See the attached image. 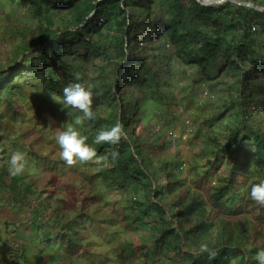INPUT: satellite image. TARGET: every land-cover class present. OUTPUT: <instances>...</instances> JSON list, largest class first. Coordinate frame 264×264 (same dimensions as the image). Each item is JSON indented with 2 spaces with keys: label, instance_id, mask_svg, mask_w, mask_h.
<instances>
[{
  "label": "trees",
  "instance_id": "trees-1",
  "mask_svg": "<svg viewBox=\"0 0 264 264\" xmlns=\"http://www.w3.org/2000/svg\"><path fill=\"white\" fill-rule=\"evenodd\" d=\"M7 1L16 7L27 6L37 22L36 26L17 27L14 30V35L20 39L14 44L11 55L14 60L6 65L0 60V99L11 112V118L16 119L19 115L21 103L18 98L27 92L18 80L19 75L32 72V77L38 80L34 82V88L39 85L48 95L54 93L60 96L62 89L74 80L75 74L85 80L83 69L88 62L100 66L101 77L105 63L100 58H114L118 73L110 84L103 85V88H107L105 93L95 95L94 100L104 101L108 108L103 119L105 128L120 122L127 133L126 139L118 145H105L109 147L106 156L113 150L119 153L114 161L110 156L108 158L112 164V179L121 172L143 185L144 200L136 199V203L143 210L145 201H148L149 213L144 210L140 212L153 219L152 223L146 224L151 231L159 233V236H150L155 241V251L160 250L162 256L152 264H164L170 259L172 251L180 256L184 246L187 247L185 255L198 256V246L202 242H207L216 251V257L209 260L205 254L204 258L195 257L191 264H225V260L217 256L231 254L237 257L240 253L241 264H257L256 252L264 247L259 242V239L264 242V206L251 199L250 190L254 184L264 182V10L231 0L209 5L201 0ZM243 1L264 6V0ZM75 40L84 51L71 58L67 51H70ZM59 48L62 51H58ZM43 54L46 56L44 60ZM175 63L177 69L174 68ZM195 71L200 75L193 79V83H203L209 93L218 87L228 89L230 106H219L215 114L218 115L219 124L216 130L207 132L214 145L206 148V162L209 167L207 171H210L219 158L218 149L223 144L218 143L217 139L222 136L226 140L225 145L230 148L225 160L229 167L224 176H218L217 180L207 185V197L213 203L212 207L201 191H205L207 171L197 176L194 182L197 188L192 190L187 186L183 196L178 194L176 202L170 207L176 226L169 227L166 219L159 218L167 215L160 203L165 191L155 178L159 173V161L140 150L138 153L134 150L136 144L144 141L136 132L137 117L141 111V102L136 94H141V101L151 99L155 104L170 107L176 103V84L193 77ZM103 75L109 77L104 72ZM42 100L40 97L34 100L39 107L38 113L42 110L41 103H45ZM70 110L78 113L75 109ZM229 110L233 118L227 115ZM0 116L4 117L2 112ZM53 118L50 111V130L54 128ZM3 124L7 126V120ZM6 133L7 129L0 127V142ZM241 144L245 148L242 149ZM33 152L37 153V148ZM5 154L6 150L0 149V164L4 173L10 175L4 167ZM41 157L47 159L42 154ZM167 168L170 167L166 163L164 169ZM2 180L0 172V182ZM167 183L175 189L180 181L169 180ZM13 184L18 187L17 181ZM241 188L249 190L247 196L236 195L240 201L238 206L233 205L230 203L233 192L238 193ZM230 191L231 196L228 195ZM95 196L92 192L79 194L77 215L84 213L83 218L76 217L63 225L58 223L60 228L54 238H50L47 232L41 237L49 248L54 241L63 243L64 250L58 251L61 253L59 257L69 264L78 263L72 255L78 254L81 247L91 254L85 245L87 227L84 219L89 217L88 202ZM51 199L48 196L39 204L40 208L51 209ZM232 206L234 210H229ZM245 206L255 212L257 222H250L247 215L237 216ZM62 209L59 205L54 211L60 214ZM216 209H222L229 215L216 212ZM65 212L67 210L64 209ZM138 215L135 214L136 219H139ZM121 248L116 264L125 263L131 256L139 258V253L144 255L147 252L148 245L143 243L135 250V243H123ZM126 250L129 252L126 253ZM248 253L253 254L254 259H248ZM180 261L190 264L185 258Z\"/></svg>",
  "mask_w": 264,
  "mask_h": 264
},
{
  "label": "rangeland",
  "instance_id": "rangeland-1",
  "mask_svg": "<svg viewBox=\"0 0 264 264\" xmlns=\"http://www.w3.org/2000/svg\"><path fill=\"white\" fill-rule=\"evenodd\" d=\"M36 25L37 22L27 6L16 7L7 0H0V60L3 65L10 64L14 60L11 59L14 44L20 40L14 35V30L17 27ZM256 30H258V27ZM72 31L74 32V30ZM77 44L75 40L70 51H67L68 56H71V58L84 51L82 46ZM57 49L54 48V50ZM58 51H62V48H59ZM45 58L46 56L43 54V60ZM100 60L105 63L101 77L99 76L100 66L94 62H88L87 67L83 69L84 82L90 85L92 89L97 90L96 95L105 93L107 88H103V85L110 84L111 79L118 73L114 58L106 59L102 57ZM13 64H16V62ZM174 68L177 69V63L174 64ZM103 72L109 77H105ZM199 75L200 73L195 71L193 77L179 81L176 84V103L170 105V107L166 104H155L151 99L141 101V94H136L141 102V111L136 122V132L144 141L136 144L134 150L135 153L140 150L144 155L159 161V173L155 178L158 185H163L165 197L160 203L167 211L166 216H159V218L166 219L165 222L168 223L169 227L176 226V221L171 218L170 207L176 202L177 195L183 196L187 186L192 190L197 188L194 183L197 176L203 174L209 168L206 162V148L207 146L211 148L214 142L208 138L207 132L216 130L219 124L218 115H215L217 109L222 104L230 106L228 89L218 87L216 91L209 93L208 88L203 83L196 85L193 83V79L198 78ZM18 80L23 83L27 92L18 98L21 108L16 119L11 118V112L6 109L3 99H0V112L4 116H0V127L4 130L7 129V133L3 136L4 140L0 142V149L6 150V166L4 167L7 170L10 157L16 151L25 154L26 165L22 174L12 176L5 174L3 166L0 164V172L3 175V180L0 182V203H6L7 207H10V204L11 207H16L21 211L24 210V215L21 218L22 221L12 229L15 232V239L13 237L9 240L0 238L2 242L0 253L3 254L0 257V264H69L68 261L61 259V253H58V251L64 250L63 243L54 241L49 248L46 243L41 241V237L43 233L47 232L48 235L50 234V238H54L60 228L58 223L63 225L76 217L83 218L84 213L79 212L77 215L79 194L85 195L87 192L96 194L88 202L89 217L84 219L87 227L85 245L91 251V254H88L84 247H81L78 254L73 253L72 255L73 259L78 262L76 264H116L118 258H120L119 253L122 251L121 245L123 243H135V250L139 246L142 247L143 243L148 245V250L144 255L139 253V258L131 256L123 264H142V262H144L143 264H152L155 260L161 258L160 250L159 252L155 251V241L150 236L152 234L159 236V233L156 230L151 231L146 224V222L152 223L153 219L147 217L146 213H141L142 209L140 210L136 203V199L144 200V188L141 182L127 178L121 172L117 174L116 178L112 179V164L109 161L107 167L91 162L78 163L73 167L67 166L59 158L60 148L55 141V135L58 130L64 128L66 123L72 122V118L67 115L68 110L65 109L61 113L62 106L53 102L51 95L44 92L39 85H35L34 88L33 84L38 80L34 76L32 77V72H29L28 75H19ZM37 97L43 98L42 101L45 102L41 103L42 110L39 113V107L34 102ZM93 110L96 119L86 121L78 130L88 137V143L96 149L99 156L103 157L106 156L109 147L105 146L106 144H94L93 140L98 130L105 128L103 119L106 118L108 108L104 101L96 102L94 100ZM50 111L54 115L52 119L53 130H50L48 126ZM69 111L71 110L69 109ZM73 114L74 116L81 115L80 113ZM228 114L231 118L234 117L231 110ZM6 120L7 126L3 124ZM147 125L150 126L147 127ZM171 131L177 133L175 140L169 137ZM217 142L223 144V146L218 149L219 158L215 160V164H213L210 171H207L209 174H207L208 179L205 182V191L201 190L209 204L211 203L207 197V185L211 181L217 180L218 176H224L229 167L225 160L230 154V148L225 145L226 140L222 136L218 137ZM239 146L242 149L245 148L244 144ZM34 148H37V153L33 152ZM41 154L46 156L47 159L41 157ZM166 163L170 168L164 169ZM167 178L172 181L179 180L180 184L173 189L170 186L171 184L167 183L169 181H166ZM15 181H17L18 187H14L13 182ZM6 186L8 189L5 188ZM248 191V189L241 188L240 192H233V201L230 203H233V205L235 203L238 206L240 200L237 196L245 198ZM231 192L228 195L231 196ZM48 196L52 198V208L42 210L39 204L43 203ZM145 202L143 210L149 213L148 201ZM59 205L67 212L64 213V209H62L60 214H56L54 210ZM146 205H148L147 209ZM212 205L213 203L211 207ZM229 210H234V207L232 206V209ZM216 212L229 215L223 212L222 209H216ZM134 213L139 214L141 217L138 215L139 219H136ZM240 215H247L250 222H257L258 220L254 217L255 212L247 206L237 214V216ZM153 218L158 220L157 217ZM6 238L8 237L6 236ZM6 241L13 242L6 244ZM33 241L34 245L30 246L28 250V246ZM259 242L264 244L261 239H259ZM44 247L47 248L43 251ZM186 249L187 247L184 246L180 256L173 254L174 251H172L169 255L170 259L165 258L167 260L164 264H182L183 260L180 261L181 258H185L186 262L191 264L195 257H205V254L198 256L185 255ZM22 250L26 253L25 258L20 261L7 260L4 257L6 251L9 254L17 255ZM127 252L129 250H126ZM152 256L154 257L152 258ZM247 257L248 259H254L251 253H248ZM10 258H14L13 255H10ZM217 258L224 259L225 264H241L242 253L237 254V257L227 254L219 255Z\"/></svg>",
  "mask_w": 264,
  "mask_h": 264
},
{
  "label": "clouds",
  "instance_id": "clouds-1",
  "mask_svg": "<svg viewBox=\"0 0 264 264\" xmlns=\"http://www.w3.org/2000/svg\"><path fill=\"white\" fill-rule=\"evenodd\" d=\"M96 93L90 85L82 80L79 74H75L74 80L62 89V95L51 94L53 102L62 106L61 110L67 109V115L72 118L71 123H66L62 130H58L55 141L58 144L59 158L69 167L76 166L78 163H95L97 165L108 166V158L116 160L119 153L111 151L108 156H99L96 149L88 143V137L83 135L78 129L86 121L96 119L93 110L94 97ZM69 109H75L81 115H75ZM127 133L123 124L116 122L108 128H101L94 137V144L118 145L126 139ZM26 165V156L20 151L13 152L8 165L9 174L12 176L23 173ZM251 199L260 206H264V182L254 184L251 188ZM198 255L207 254L208 259L216 257V251L209 247L207 242H202L198 246ZM257 264H264V248L258 250L255 255Z\"/></svg>",
  "mask_w": 264,
  "mask_h": 264
},
{
  "label": "crops",
  "instance_id": "crops-1",
  "mask_svg": "<svg viewBox=\"0 0 264 264\" xmlns=\"http://www.w3.org/2000/svg\"><path fill=\"white\" fill-rule=\"evenodd\" d=\"M9 206L10 207H7L6 203H0V225H2V226H0V238H3L5 240H9L12 237L15 239V237H14L15 236L14 235L15 232H13L12 229L15 228V225H17L18 223H20L22 221L21 218H23V215H24L23 214L24 210L21 211L20 209H18L16 207H11L10 204H9ZM6 236L8 238H6ZM11 242H13V241H10V243L6 241V244L7 243L11 244ZM0 244H2L1 240H0ZM33 245H34V241L31 243V245L28 246L27 249L29 250V247L33 246ZM8 251H6L5 254H4V257L7 260L14 259L15 261H17V260L20 261L21 259L25 258L24 256H25L26 251L22 250V251H20V253L18 255L11 254V253L9 254ZM6 253H7V255H6ZM2 255L3 254L0 253V257ZM10 255L11 256L13 255L14 258H10Z\"/></svg>",
  "mask_w": 264,
  "mask_h": 264
},
{
  "label": "water",
  "instance_id": "water-1",
  "mask_svg": "<svg viewBox=\"0 0 264 264\" xmlns=\"http://www.w3.org/2000/svg\"><path fill=\"white\" fill-rule=\"evenodd\" d=\"M201 1H203L204 4L209 5V4H217V3L225 2L228 0H201ZM231 1L237 2L239 4H244V5L250 6L252 8L258 9V10H264V6H255L249 2H245L243 0H231Z\"/></svg>",
  "mask_w": 264,
  "mask_h": 264
},
{
  "label": "built area",
  "instance_id": "built-area-1",
  "mask_svg": "<svg viewBox=\"0 0 264 264\" xmlns=\"http://www.w3.org/2000/svg\"><path fill=\"white\" fill-rule=\"evenodd\" d=\"M171 139H173V140H175L176 139V137H177V133L176 132H174V131H171V133H170V136H169Z\"/></svg>",
  "mask_w": 264,
  "mask_h": 264
}]
</instances>
